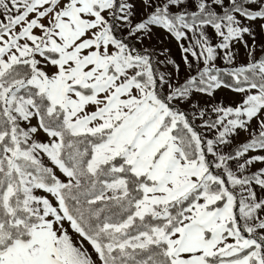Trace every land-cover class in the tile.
<instances>
[{
    "label": "snow or ice",
    "instance_id": "1",
    "mask_svg": "<svg viewBox=\"0 0 264 264\" xmlns=\"http://www.w3.org/2000/svg\"><path fill=\"white\" fill-rule=\"evenodd\" d=\"M0 264H264V0H0Z\"/></svg>",
    "mask_w": 264,
    "mask_h": 264
},
{
    "label": "rangeland",
    "instance_id": "2",
    "mask_svg": "<svg viewBox=\"0 0 264 264\" xmlns=\"http://www.w3.org/2000/svg\"><path fill=\"white\" fill-rule=\"evenodd\" d=\"M257 31H259V29H257ZM153 44H155V40L153 41ZM162 47H171L172 48V52L175 55V57L177 59H179V53L178 50L175 48L174 44L173 45H168L167 43L162 45ZM243 52V50H241ZM240 60L243 61L244 60V56L241 55Z\"/></svg>",
    "mask_w": 264,
    "mask_h": 264
}]
</instances>
